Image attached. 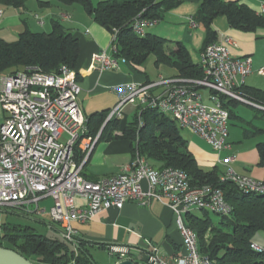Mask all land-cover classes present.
<instances>
[{"label": "built area", "instance_id": "2783aa9c", "mask_svg": "<svg viewBox=\"0 0 264 264\" xmlns=\"http://www.w3.org/2000/svg\"><path fill=\"white\" fill-rule=\"evenodd\" d=\"M2 16L0 11V20ZM157 23L140 15L131 26L137 35L145 36ZM189 24L198 27L193 18ZM114 40L112 35V54L106 51L94 54L92 67L98 65L102 71H117L128 65L125 59L114 56ZM225 44L233 42L226 39L225 43L211 44L201 52L202 79L161 75L150 84L119 88L121 102L107 120L122 119L128 104L150 107L203 139L213 151L229 150L230 113L220 98L238 101L263 113L264 105L248 100L237 91L252 73V60L233 57ZM260 73L264 74V69ZM156 88L162 89L158 95L152 92ZM203 91L208 92L206 98ZM81 92L76 72L67 66L57 74L32 68L16 74H0V210L41 215L47 211L41 208V203L50 200L51 220L59 227L61 237L75 244L78 238L75 223L88 224L97 215L112 208L121 210L127 203L146 207L161 202L175 216L183 240V255L169 261L157 247L113 246L111 252L137 264H216L199 252L197 234L187 223L186 215L194 211L229 215L231 208L219 188H193L186 173L173 168L156 169L139 153L118 175L95 182L83 178L86 159L78 165L75 147L79 143L80 148L91 151L99 136L83 137L87 120L79 101ZM226 161L232 162L233 158ZM220 181L232 182L245 193L264 194V182L239 175L232 169L221 174ZM252 249L264 252V247L255 243Z\"/></svg>", "mask_w": 264, "mask_h": 264}, {"label": "trees", "instance_id": "16d2710c", "mask_svg": "<svg viewBox=\"0 0 264 264\" xmlns=\"http://www.w3.org/2000/svg\"><path fill=\"white\" fill-rule=\"evenodd\" d=\"M26 1L0 0V5L19 8ZM62 2L82 6L96 23L115 35L114 56L125 59L135 71L146 75L144 66L153 56L157 68L164 67L173 73L170 78H203L201 66L193 61L189 50L183 44L178 42L175 50L168 51V40L149 33L145 36L137 35L131 26L132 21L140 15L158 22L163 20L165 14L178 7L182 0H107L96 5L91 0ZM219 17H225L234 29L255 31L264 27V17L245 4L202 0L193 17L197 25L205 29L202 51L217 43L218 34L213 23ZM80 50L79 40L61 22L54 20L50 32L25 29L19 34L17 41L6 42L0 39V74H16L31 68L45 74H57L63 66L76 72ZM241 90V94L248 100L264 105V91L246 86ZM220 99L228 109L230 119L233 118L235 114L232 107L240 102L225 97ZM109 113L104 111L89 117L83 137L94 139L99 136L98 141H128L133 159L139 153L156 169L173 168L186 173L193 188L211 186L223 191L231 213L227 216L218 215L220 219L217 223H214L208 211L186 215L187 223L197 234L201 255L216 264H264V252L252 249L255 236L264 232V194L245 193L232 182H221L218 168L202 169L189 150L188 141L180 134L178 124L158 110L137 107L130 122L123 119L107 122ZM120 129L122 134L116 135L115 132ZM257 150L258 165L264 167V142L257 144ZM74 155L78 165H81L86 153L82 152L79 143L75 147ZM87 162L82 168L84 178ZM52 226L56 233L46 235L30 226L5 225L4 234L0 237V247L13 250L34 264H98L91 249H106L105 246L92 244L79 237L75 244L67 242L61 237L59 227Z\"/></svg>", "mask_w": 264, "mask_h": 264}, {"label": "crops", "instance_id": "0c3cea01", "mask_svg": "<svg viewBox=\"0 0 264 264\" xmlns=\"http://www.w3.org/2000/svg\"><path fill=\"white\" fill-rule=\"evenodd\" d=\"M91 1L96 5L107 0ZM201 1L182 0L178 7L168 11L164 19L148 29L147 33L168 40L170 45L168 51L175 50L178 42L183 44L189 52L190 44L197 45L200 59L205 40V29L202 26L192 28L189 19L194 17ZM224 1L240 2L264 17L262 10L264 0ZM0 11L3 12L0 20V39L6 42L25 29L34 32H50L54 20L61 22L79 40L81 50L76 74L78 84L82 89L79 101L86 120L95 113L111 112L116 108L122 98L119 88L133 84H150L157 81L161 75L168 78L173 75L171 72L163 74L161 72L156 78L151 79L148 74L134 72L135 70L129 65H124L117 71H102L98 65L92 67L94 54L102 51L112 54V34L96 23L78 4L67 5L62 0H27L25 5L19 8L0 5ZM213 28L218 34L217 43H225L226 39L232 40V45H225L233 57H250L252 60V73L245 79L242 87L264 91V74L260 73V70L264 69V27L255 31H243L232 28L225 17H219L214 21ZM242 87L237 90L240 94ZM152 92L158 95L162 89L156 88ZM124 109L127 110V114L137 112L135 105L128 104ZM236 118L246 121L242 116H236ZM115 134L120 136L122 129L116 131ZM191 135L192 137L187 140L189 150L202 169L218 168L220 174H223L225 170L220 169V164L225 166L235 164L239 175L264 182V168L258 166L257 146L250 151L241 149V144L235 147L229 139L233 136V132L229 129L227 142L231 148L217 153L203 139L194 134ZM102 140L97 141L91 151L80 148L86 153L85 159L86 162L88 161L84 170L85 178L83 177L86 180L95 182L118 175L133 162L128 141L105 139L106 142L102 143ZM121 156H129V159L125 162H116L114 168L102 166L103 169H94L98 165L106 164L108 157ZM229 157L233 158L232 162L226 161ZM79 204L84 205V202L79 200ZM74 228L79 238L95 245H103L106 249L113 246L133 249L157 247L161 256L169 261H174L184 253L183 240L176 227L175 216L172 210L161 202H152L146 207L136 203H127L121 210L112 208L97 215L88 224L75 223ZM254 243L264 247V235L258 236Z\"/></svg>", "mask_w": 264, "mask_h": 264}, {"label": "rangeland", "instance_id": "374dc122", "mask_svg": "<svg viewBox=\"0 0 264 264\" xmlns=\"http://www.w3.org/2000/svg\"><path fill=\"white\" fill-rule=\"evenodd\" d=\"M18 38H19V35L15 36V38H13L12 40L9 39L7 41L14 42V41H17ZM168 48H170L169 44L167 45V49ZM189 49L191 52L192 59L195 62L199 63L197 45L190 44ZM154 62H155V59L153 56H151L144 66L145 71L147 72L148 76L151 79L156 78V76L160 74L161 72L162 74L171 72L169 69H166L164 67L157 68ZM134 72L140 74L138 71H134ZM203 95L206 98L208 96V92L203 91ZM232 109H233L235 116H242L246 119V121L245 120L240 121L236 117H233L230 119L229 129L233 132V136H230L229 139L233 143V145L237 147V145L241 144L242 146L241 149H243L244 151H250L252 148H255L259 142H264V132L257 133L258 130L264 131V113L261 111L255 110L243 103H238L237 106L232 107ZM122 114H123L122 115L123 121L125 122H130L135 116L134 112L127 114L126 109H123ZM252 132H255V133H252ZM180 134L186 140H189L192 137V135L186 129L180 128ZM63 140H66L65 136ZM103 142H106V141L102 140V143ZM126 159H129V156L128 157H125V156L108 157V159L106 160V164L98 165L97 167H94V169H103L104 167L102 166H106L107 168H114L116 162L118 161L125 162ZM219 167L221 170H225V172L232 169V170H235L236 173H239L237 171V167L235 164H230L227 166L220 164ZM259 167H262V166H259ZM50 206H51L50 200H47L46 202L41 203V208L45 207L47 209V211L45 213H42L41 215H38V214L26 215L24 213H20L17 211L14 212L13 210H9V209H1L0 210V237H2L4 234L3 227L5 225H13V224L30 226L36 229L39 233L46 234V235H53L54 233H56V231L53 229L52 225L55 226L56 224L53 223L48 213ZM193 213L199 214L200 212L194 211ZM211 217L214 223H217L220 219V217L214 213H211ZM260 235H264V232L258 233L255 236L254 241L257 240V237ZM91 252H92L94 259L96 260L98 264H117V262H119L118 260L120 259V257L117 254H114L111 252V249H102V248L96 247V248H92ZM120 261H122V259Z\"/></svg>", "mask_w": 264, "mask_h": 264}, {"label": "water", "instance_id": "95a60500", "mask_svg": "<svg viewBox=\"0 0 264 264\" xmlns=\"http://www.w3.org/2000/svg\"><path fill=\"white\" fill-rule=\"evenodd\" d=\"M109 120H107L108 122ZM0 264H34L19 253L0 247ZM117 264H137L130 259H125Z\"/></svg>", "mask_w": 264, "mask_h": 264}]
</instances>
